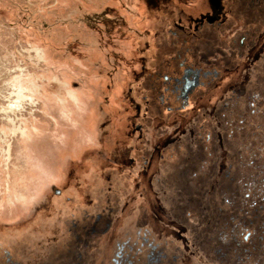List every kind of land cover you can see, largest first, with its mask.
I'll return each mask as SVG.
<instances>
[{
	"label": "flooded vegetation",
	"instance_id": "obj_1",
	"mask_svg": "<svg viewBox=\"0 0 264 264\" xmlns=\"http://www.w3.org/2000/svg\"><path fill=\"white\" fill-rule=\"evenodd\" d=\"M145 1L151 22L160 19L154 32L149 25L142 34L143 92H134L145 120L132 123L133 143L105 161L99 152L88 154L89 171L69 169L65 185L52 189L25 227L3 224L0 264H106L87 249L98 251L93 241L112 233L120 208L111 192L120 171L142 173L152 186L155 155L161 183L175 181L191 195L184 206L192 223L177 220L171 232L161 231L148 220L147 200L134 228L112 233L107 264H264V0H203L197 15L171 0ZM228 71L238 74L218 91ZM151 108L182 117L191 111L193 131L143 149ZM162 204V214L183 218V210Z\"/></svg>",
	"mask_w": 264,
	"mask_h": 264
},
{
	"label": "rangeland",
	"instance_id": "obj_2",
	"mask_svg": "<svg viewBox=\"0 0 264 264\" xmlns=\"http://www.w3.org/2000/svg\"><path fill=\"white\" fill-rule=\"evenodd\" d=\"M171 2L193 15L204 8L203 0ZM159 19L151 22L145 0H0V231L3 224L21 228L36 217L52 189L65 185L69 169L89 171L88 154L99 152L105 161L110 151L130 147L132 123L145 120L137 85L146 48L142 34L149 25L154 32ZM236 74L224 73L216 89ZM155 110L146 117L143 149L193 131L191 111L182 117ZM152 164L158 176L152 186L142 173L120 171L111 192L120 208L112 233L134 228L147 200L148 220L161 231L171 232L177 220L192 223L185 186L164 185L158 155ZM133 167L138 170V162ZM163 201L175 213L183 210V218L162 214ZM112 233L93 241L103 244L98 251L87 249L94 262L107 264Z\"/></svg>",
	"mask_w": 264,
	"mask_h": 264
}]
</instances>
